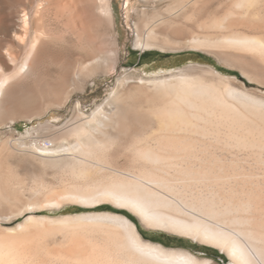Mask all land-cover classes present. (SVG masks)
<instances>
[{
  "label": "bare ground",
  "instance_id": "6f19581e",
  "mask_svg": "<svg viewBox=\"0 0 264 264\" xmlns=\"http://www.w3.org/2000/svg\"><path fill=\"white\" fill-rule=\"evenodd\" d=\"M97 1L98 10L112 19L113 9L108 1ZM145 1L154 4L168 2V5L164 10L155 9L150 16L145 14L148 18L144 26H137L138 48L144 51L166 49L167 41L163 43L160 39L182 33L181 28L172 29L173 24L198 21L225 31L221 44L235 49L233 52L224 50L225 55L241 69L243 75L264 79V0ZM47 10V6L41 10L42 23L35 31L27 9L24 18H19L18 12L9 10L7 14L3 11L7 16L5 23L2 22V38L7 43V49L5 53L0 52V115H12L22 93V80L32 74L39 75L48 64L68 66L63 79L70 80L79 75L81 67L85 68L91 60L99 59V56H96L97 59L91 54L93 59L85 58L72 63L66 56L53 53L51 43L55 40L49 32L52 25H61L65 42L74 40L80 43L83 36L77 27L76 11L66 9L60 17L49 19L45 17ZM211 70L220 76L217 70ZM168 80L154 81L153 84L162 91L163 102L142 116L131 132L128 131V136L121 138L134 171L118 170L119 175H111L107 182L94 181L84 186L74 184L58 193V197L84 204L110 199L118 207L133 211L148 226H165L200 236L209 245L225 250L231 258L228 264H264V221L256 213L260 210L259 204H262L259 199L263 191L258 193L251 184L247 186L245 180L247 176L258 179L256 175H264V172L261 170V174L255 169L249 173L241 172L243 169L239 171L234 166L235 159H238L233 156L234 153L230 163H227V159L216 152L242 147L252 148V151L264 149V113L256 114L250 110L253 107L249 105L250 100H246L247 95L229 84L219 89L220 81L216 87L215 84L197 83L186 76L175 82ZM236 102L243 106L244 111L235 105ZM254 103L252 105L257 102ZM85 132L86 127L79 124L67 134L82 140L81 136H86L89 131ZM119 138L118 135H111L107 140H97L94 145L104 152ZM46 141L50 142L40 139L39 143ZM36 142L33 145L38 148L37 151L43 152L44 157H51L55 150L43 149ZM72 149H81L84 156L81 161H64L63 167L73 172L79 167L77 174H73L86 177L88 170L85 164L94 159L95 151L90 144L82 141L76 142ZM251 156L256 157V152H252ZM44 160L51 162L55 159ZM80 162L84 163L83 166ZM4 173L0 172V192L8 201H21L20 197L9 194L8 187L13 181L8 180V174ZM60 202L58 198L49 201L56 205ZM177 210L185 211L186 216L175 214ZM77 218L79 224L72 226L69 224L74 217L62 220L69 227L68 246L56 253L47 252L46 248H43L46 252H42V248L35 251L31 243L37 240L32 239L34 236L30 232L0 237V264H213L211 259H201L188 250L170 249L145 240L136 223L125 215L103 212L83 214ZM28 220H35V216H29ZM26 225L19 224L17 230H24ZM45 253L46 259H43Z\"/></svg>",
  "mask_w": 264,
  "mask_h": 264
},
{
  "label": "rangeland",
  "instance_id": "374dc122",
  "mask_svg": "<svg viewBox=\"0 0 264 264\" xmlns=\"http://www.w3.org/2000/svg\"><path fill=\"white\" fill-rule=\"evenodd\" d=\"M43 1L45 3H41ZM107 1L113 9L112 19L98 10L97 0H41V2L40 0H0V52L5 53L7 49V43L2 38L4 36L2 29L9 10L13 13L18 12V17L24 18L25 9H27L31 27L35 31V28L42 23V11L44 6H47L45 17L49 19L60 17L61 12L66 9L76 11L78 13L76 14L77 27L83 36L80 43L74 40L65 42L61 25H52L49 27V32L51 38L55 40L51 43L53 53L60 57L66 56L65 58L72 63L99 56L98 60H91L85 68L81 67L79 75L70 80L63 79L68 66H62V64L53 66L48 64L39 75L32 74L26 77L22 80V93L12 110V115H0V160L2 159L0 172H6L4 174H8V180L13 181L12 186L8 187L9 194L12 197H20L21 200L8 201L0 192V237L30 232L31 236H34L32 239L37 240L31 243L34 244L32 248H35V251L42 248V252L56 253L65 250L68 246L67 229L69 227L62 222L66 217H74L69 224L72 226L79 224L77 216L83 214L109 212L124 215L121 212H128L137 220V228L145 240L170 249L188 250L201 259H211L213 264H228L231 258L226 251L209 245L200 236L165 226H148L141 222L133 211L118 207L110 199H103L94 204H84L58 197V193L74 184L84 186L85 183L89 185L95 182H107L111 175H119L118 170L134 171L122 139L128 136L131 128L139 123L142 116L163 102L162 91L153 84L155 80L170 79L168 81L175 82L186 76L196 80L197 83L215 84L216 87L220 81L219 89L222 87L224 89L229 84L247 95L246 100H250L249 105L253 107L250 110L256 114L264 113V79L259 76L243 75L241 69L225 55L224 50L233 52L235 49L221 44V38L225 35L224 30L202 25L198 21L186 20L172 26L174 30L181 28V35L174 34L168 39H160L163 43L167 41L166 49L151 48L144 51L136 46L137 26H144L148 18L145 14L150 16L155 13V9H166L168 2L154 4L145 0ZM36 9H40L39 12ZM89 11H92V15ZM212 41L215 43L213 44ZM91 54L95 57L92 58ZM211 68L217 70L220 76H216ZM253 101L257 102L256 105H252L255 104ZM260 102L262 106L258 105ZM235 105L244 111L239 102ZM255 107H260V110H256ZM21 112L24 113L21 114ZM79 124L86 127V132L89 131L87 133L89 136L87 134L85 138L81 136L82 140L78 136L70 137L67 134L68 130ZM111 135L120 136L121 142L119 139L115 140L107 151L98 150L97 145H94L97 140H107ZM40 139H48L54 143V146L49 147L55 150L51 157L42 156L43 152L37 151L38 148L33 145ZM78 141L86 145L90 144L95 151L94 159L91 158V161L85 164L88 175L82 178L73 174H77L76 170L79 171V167L74 170L75 172L63 167L64 161L82 160L81 157L84 155L81 149H72ZM252 150V148L242 147L216 152L217 155L227 159L225 160L227 163H230L233 156L238 158L239 160L235 159V162L239 165L237 166L234 162V166L238 167L239 171L243 169L241 172L249 173L255 169L262 174L264 149ZM229 152L232 154L230 155ZM252 152H256L257 158L251 156ZM118 153L119 156H117ZM44 158L55 160L51 162L46 160L48 161L46 162ZM104 158L107 160H103ZM247 177H245L247 186L251 184L260 194L263 191L259 199L262 203L259 206L262 209L259 207L260 210L256 213L264 221V190H262L264 175H256L258 179ZM57 198L61 201L60 206L49 203ZM103 206L113 209H104ZM184 212L177 210L174 213L186 216ZM31 215L35 216V220H28ZM19 224H27L26 230L18 231ZM143 232L148 236H165L171 246L146 239ZM38 235L40 237H37ZM43 248H46V251H43ZM44 256L46 253L42 256L46 259Z\"/></svg>",
  "mask_w": 264,
  "mask_h": 264
},
{
  "label": "trees",
  "instance_id": "16d2710c",
  "mask_svg": "<svg viewBox=\"0 0 264 264\" xmlns=\"http://www.w3.org/2000/svg\"><path fill=\"white\" fill-rule=\"evenodd\" d=\"M105 207L104 209H113V208H108L109 206H103ZM119 213V212H118ZM123 213L124 215H126L128 218H130L133 222H135L137 224V220L131 216L128 212H121ZM143 235L146 239H149V240H152L154 242H159V243H162L166 246H171L169 241L166 240L165 236H158V237H155V236H148L146 233L143 232Z\"/></svg>",
  "mask_w": 264,
  "mask_h": 264
},
{
  "label": "built area",
  "instance_id": "2783aa9c",
  "mask_svg": "<svg viewBox=\"0 0 264 264\" xmlns=\"http://www.w3.org/2000/svg\"><path fill=\"white\" fill-rule=\"evenodd\" d=\"M40 145L41 148L43 149H49V147L53 146V144L51 142H42V143H39V140L36 142Z\"/></svg>",
  "mask_w": 264,
  "mask_h": 264
}]
</instances>
